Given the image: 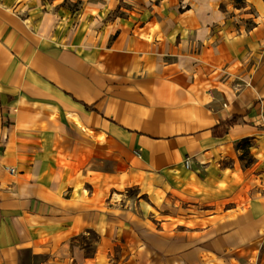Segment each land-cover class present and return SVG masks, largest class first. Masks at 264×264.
<instances>
[{"label": "crops", "instance_id": "1", "mask_svg": "<svg viewBox=\"0 0 264 264\" xmlns=\"http://www.w3.org/2000/svg\"><path fill=\"white\" fill-rule=\"evenodd\" d=\"M184 1L168 37H157L150 23L117 25L107 37H48L30 28L13 2H0V264H34L22 253L56 264L79 233L96 228L109 238L121 231L102 190L85 187L98 177L172 184L186 157L191 166L209 162L229 140L264 127V26L227 36L222 0ZM218 19L212 37L207 29ZM253 53L257 65L247 60ZM233 115L240 123L214 137V126ZM94 160L114 172L92 176ZM238 212L231 217H254L250 229H206L198 249L213 253L216 233H236L242 240L230 247L264 264V208Z\"/></svg>", "mask_w": 264, "mask_h": 264}, {"label": "rangeland", "instance_id": "2", "mask_svg": "<svg viewBox=\"0 0 264 264\" xmlns=\"http://www.w3.org/2000/svg\"><path fill=\"white\" fill-rule=\"evenodd\" d=\"M9 1L14 3L13 8L30 28L48 37L70 34L107 37L106 29L113 33L117 25L139 28L146 23L155 29L157 37H168L178 29L180 15L186 9L184 0ZM217 9L223 33L227 36L240 37L257 25L264 26V0H248L244 6L236 5L235 0H222ZM219 19L209 25L208 35H218ZM252 37L258 36L253 34ZM247 60L254 65L259 63L254 53ZM10 123L9 119H4L2 126ZM256 128L252 138L229 140L220 146L218 155L213 157L212 154L209 162L195 159L189 171L182 168L175 174L172 184L168 179L146 176L132 179L129 175L115 181L101 179L97 172L112 173L114 167L94 160L92 176L97 175L98 179L93 181V186L87 184L85 187L102 190L100 194L106 198L105 207L110 216L118 215L120 224L125 227L116 231L114 237L108 235L109 238L96 228L79 233L72 238L67 253L57 255L63 257L54 263L261 264V259L257 262L258 257L246 258L249 251L230 247L242 240L236 233H216L220 238L213 253H204L197 246V239L202 235L208 236L221 229H250L255 220L250 213L244 217L240 212L236 218L231 215L251 205L264 208V127ZM217 131L223 136L228 129L222 127ZM4 143L0 138V149ZM128 221L133 222L131 224L140 235L134 234L136 229L132 230ZM231 224L235 226L229 228ZM206 229L211 232L202 234ZM254 251L259 253L257 249ZM20 256L27 262H38V258L29 259L23 253ZM232 256L240 260L235 261Z\"/></svg>", "mask_w": 264, "mask_h": 264}, {"label": "trees", "instance_id": "3", "mask_svg": "<svg viewBox=\"0 0 264 264\" xmlns=\"http://www.w3.org/2000/svg\"><path fill=\"white\" fill-rule=\"evenodd\" d=\"M246 1L248 0H235L236 5H241V6H244ZM239 121H240V116L233 115L229 119H226L225 121L218 123L217 125L214 126L213 136L216 138L221 137L222 135H220V133H218L217 130H219L222 127H226V128L231 127L232 125L238 124ZM263 248H264V242L262 244L261 251Z\"/></svg>", "mask_w": 264, "mask_h": 264}, {"label": "built area", "instance_id": "4", "mask_svg": "<svg viewBox=\"0 0 264 264\" xmlns=\"http://www.w3.org/2000/svg\"><path fill=\"white\" fill-rule=\"evenodd\" d=\"M183 166L185 169H190L191 167V159L186 157L183 161ZM6 171H8L10 174H13L14 173V170L13 169H10V168H5Z\"/></svg>", "mask_w": 264, "mask_h": 264}]
</instances>
